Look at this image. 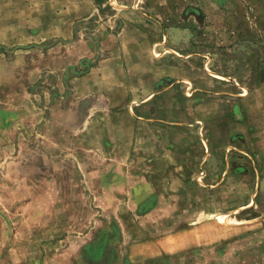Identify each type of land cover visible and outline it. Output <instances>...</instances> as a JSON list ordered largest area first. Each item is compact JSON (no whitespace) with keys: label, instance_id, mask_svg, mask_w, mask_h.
Here are the masks:
<instances>
[{"label":"rangeland","instance_id":"obj_1","mask_svg":"<svg viewBox=\"0 0 264 264\" xmlns=\"http://www.w3.org/2000/svg\"><path fill=\"white\" fill-rule=\"evenodd\" d=\"M97 2L0 29V264H264V0Z\"/></svg>","mask_w":264,"mask_h":264},{"label":"crops","instance_id":"obj_2","mask_svg":"<svg viewBox=\"0 0 264 264\" xmlns=\"http://www.w3.org/2000/svg\"><path fill=\"white\" fill-rule=\"evenodd\" d=\"M100 6L98 5L97 0H0V29H4V24L5 25H15L17 24L18 20L16 19L17 17L19 18L20 16H27V18H29V20L26 18V22L27 23H39L41 25H43V30L45 29V25L47 27V29L49 28V25L55 24V25H59L58 27H61L62 29H64L65 32H67L64 35H59L58 38L60 39H67L70 38V34L68 29L66 28L69 24L74 22L75 25V33L78 34L79 32V27L78 25L81 23V19L85 18L86 16L90 15V16H96V14L98 13V8ZM8 9H10L8 11ZM21 9V10H20ZM40 10V11H38ZM36 12H40V13H36ZM6 13V14H5ZM3 14V17L5 18H1V15ZM38 32V31H37ZM3 34V32H1ZM181 35V31L180 29L176 30L173 29L171 34L169 35V42L171 43V36L172 35ZM2 38V37H1ZM48 38H50L48 36ZM106 41V39H104ZM117 40V39H116ZM174 42V41H173ZM161 47L160 41H158L157 43H155V47H154V54L156 57L161 56L162 54L160 52H157L158 49L160 51ZM162 50V49H161ZM169 52V50H167ZM175 54V58H185L184 55H182L181 53H178L176 51H172ZM165 54H167L164 51ZM111 63V59L107 58L104 61H101L99 63H97L95 66H93L90 70V72L88 73V75H86L83 80L87 79V78H93L94 81L95 80H99V84L100 86L105 84V81H103V79L100 78V74L98 72H100L101 70L105 69L104 66L107 65L108 63ZM118 64V63H117ZM125 70L124 66H122V64H118L117 68L115 70ZM133 70V67L130 69V71ZM150 71L154 74L157 75V69H150ZM145 72H149V69H145ZM92 76V77H91ZM99 78V79H98ZM103 78V77H102ZM221 78V77H220ZM124 85H126L125 87H132V84L129 82L123 83ZM96 85V83H95ZM106 86V85H105ZM109 87V86H108ZM243 90H245L243 88ZM247 95V96H246ZM240 94V96L237 97H232V96H225V97H221V104H225L224 108L225 111H223V109L220 111V115L222 119H229L230 117L232 119L235 120H242V119H248L249 118V114H250V109L248 107V105L251 103V100H254V92L251 89H247V94ZM188 102H191L193 104H195V100L194 97L192 96H187ZM193 98V99H192ZM151 99V96L147 97L144 100H139L137 101L136 97L134 98H127V101L130 104H135L137 103V107L131 108L134 112H137V114L142 113L143 110L145 108H142V106H144L145 104H147V102H149V100ZM190 100V101H189ZM193 100V101H192ZM235 100V101H232ZM232 101V102H231ZM228 102L231 103L230 106V111L226 108L228 107ZM248 103V104H247ZM141 108V109H140ZM255 111V109L252 110V113ZM190 113H188L187 117H190ZM198 129V128H197ZM195 135H199L200 137L202 136V134L200 135V133H195ZM240 136V135H239ZM242 139H245L244 135L241 134ZM249 138L251 139V145H252V151L257 153V159L258 161H264V132L261 133L259 132V130L255 131L254 133H249ZM201 140V139H200ZM203 141V145L201 146L203 149L206 148L207 151H211L212 149H208V146L206 144L205 139H202ZM242 146L246 147L247 145V140H243ZM206 145V146H205ZM202 149V150H203ZM263 186H264V182H263ZM185 233V235L188 236V244H192L193 242L196 241V237L192 236L193 233V227L189 226L188 228L185 229H176V232H174L173 236L174 238L179 237L180 234Z\"/></svg>","mask_w":264,"mask_h":264},{"label":"bare ground","instance_id":"obj_3","mask_svg":"<svg viewBox=\"0 0 264 264\" xmlns=\"http://www.w3.org/2000/svg\"><path fill=\"white\" fill-rule=\"evenodd\" d=\"M235 217V216H234Z\"/></svg>","mask_w":264,"mask_h":264}]
</instances>
